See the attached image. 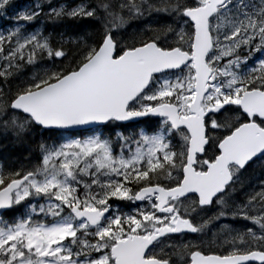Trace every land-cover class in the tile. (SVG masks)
Here are the masks:
<instances>
[{
  "label": "snow or ice",
  "instance_id": "obj_1",
  "mask_svg": "<svg viewBox=\"0 0 264 264\" xmlns=\"http://www.w3.org/2000/svg\"><path fill=\"white\" fill-rule=\"evenodd\" d=\"M10 11L0 135L57 141L0 165V264H264V0H0ZM222 220L253 227L221 225V250L203 237Z\"/></svg>",
  "mask_w": 264,
  "mask_h": 264
},
{
  "label": "trees",
  "instance_id": "obj_2",
  "mask_svg": "<svg viewBox=\"0 0 264 264\" xmlns=\"http://www.w3.org/2000/svg\"><path fill=\"white\" fill-rule=\"evenodd\" d=\"M16 1V0H13ZM73 1V0H70ZM4 15H0V20H2ZM40 25L36 24L33 25L29 28V30H33V28H38ZM49 32H65L68 31L70 35L73 36L75 39L76 33L71 30L69 27H57L53 28L51 26L48 27L47 29ZM85 31L87 32L88 36L85 37L86 39L88 37L95 38L96 32L93 28L88 27L86 29H82L79 32V35L83 36ZM128 33V37L130 38L133 34L134 29H126ZM125 30H122L123 35H127ZM59 64V61L56 62ZM53 65L51 63H45L41 66L38 67H30L25 69L26 76H22V79H25L27 77H30L34 73H37L41 71V68H51ZM119 128L114 127V128H108L105 130L104 135L106 136H111L115 137L116 133H118ZM125 132V135H127L131 130L129 128L123 129ZM41 140L47 141L48 143H53L57 141V137L52 134H47V133H34L33 137L29 140H27L23 144H19L15 141V139L9 135L8 137H5L3 135H0V165H2L6 169H18L21 166H24L25 168L31 166L34 163L38 162L40 152L38 149V144L41 142ZM259 168H256L254 171L250 170L249 173L245 174V181L247 185V181H251V187H247L246 190L251 191L255 189L256 191L259 190L258 185L260 183L259 180ZM125 213L132 212L128 210H122ZM17 213H8V218H12ZM212 215V213H207V216ZM207 216L205 219H207ZM203 221L201 220L199 223H202ZM223 224H231L233 227L237 228H245V227H253V225L248 222V221H233V220H222L216 223H211L208 225L207 229V235L203 237L204 241L206 243L208 242H213V246H219L221 250L223 247H226V244L224 243V236L222 233H220V227ZM198 236V235H197ZM200 239L196 242L199 243Z\"/></svg>",
  "mask_w": 264,
  "mask_h": 264
},
{
  "label": "rangeland",
  "instance_id": "obj_3",
  "mask_svg": "<svg viewBox=\"0 0 264 264\" xmlns=\"http://www.w3.org/2000/svg\"><path fill=\"white\" fill-rule=\"evenodd\" d=\"M70 2H73V1H70ZM30 5H26V7H29ZM147 204H143L140 208H143V207H146Z\"/></svg>",
  "mask_w": 264,
  "mask_h": 264
},
{
  "label": "flooded vegetation",
  "instance_id": "obj_4",
  "mask_svg": "<svg viewBox=\"0 0 264 264\" xmlns=\"http://www.w3.org/2000/svg\"><path fill=\"white\" fill-rule=\"evenodd\" d=\"M229 115H237L236 113H229ZM218 119H221L222 117H217Z\"/></svg>",
  "mask_w": 264,
  "mask_h": 264
}]
</instances>
